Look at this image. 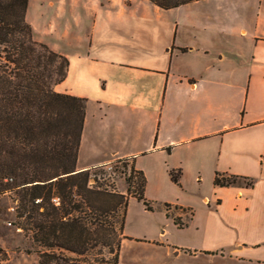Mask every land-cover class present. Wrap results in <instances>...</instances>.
<instances>
[{
    "label": "crops",
    "instance_id": "1",
    "mask_svg": "<svg viewBox=\"0 0 264 264\" xmlns=\"http://www.w3.org/2000/svg\"><path fill=\"white\" fill-rule=\"evenodd\" d=\"M25 19L67 59L54 89L85 98L77 169L126 158L146 198L198 179L187 199L143 205L157 248L130 263L264 264V0H29Z\"/></svg>",
    "mask_w": 264,
    "mask_h": 264
},
{
    "label": "trees",
    "instance_id": "2",
    "mask_svg": "<svg viewBox=\"0 0 264 264\" xmlns=\"http://www.w3.org/2000/svg\"><path fill=\"white\" fill-rule=\"evenodd\" d=\"M28 1L0 0V194L14 193L16 217L32 218L39 264H119L128 199L154 209L144 196L145 177L130 162L136 190L130 175L120 192L96 178L90 183L95 166L76 168L85 98L54 89L66 76L67 59L33 38ZM150 1L170 8L192 0ZM178 176L170 172L174 182ZM236 179L215 174L214 183ZM162 206L178 227L186 225L170 213L175 205Z\"/></svg>",
    "mask_w": 264,
    "mask_h": 264
},
{
    "label": "rangeland",
    "instance_id": "3",
    "mask_svg": "<svg viewBox=\"0 0 264 264\" xmlns=\"http://www.w3.org/2000/svg\"><path fill=\"white\" fill-rule=\"evenodd\" d=\"M130 175L133 176V190H136L138 177L136 173L131 172L130 161L124 163L117 162L116 159L103 166L99 165L92 168L90 183L94 182V178H96L102 187L125 192L127 189L126 178ZM185 179L187 188L183 189L179 185L149 187L145 193L147 199L155 208L164 199H175L177 197L187 199V197L197 194L198 188L195 186L198 185V179H193L192 176H187ZM16 203L14 193L0 194V264H39L38 254L32 241V218L28 219L25 215L20 219L17 218ZM144 216L153 215L145 213L142 202L129 198L123 232L135 234L136 237L128 236L127 239L123 240L122 246L120 245L119 264H146L142 263L143 261L130 263V260L135 256V258L137 256L144 257L146 250L157 248L154 245L146 244L147 236H143L141 223L137 220ZM20 221H22V225L18 223Z\"/></svg>",
    "mask_w": 264,
    "mask_h": 264
}]
</instances>
